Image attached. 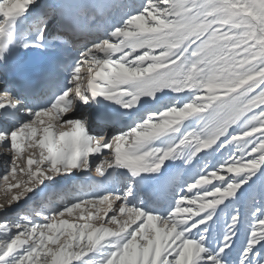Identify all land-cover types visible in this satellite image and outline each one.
<instances>
[{"label": "snow or ice", "instance_id": "6c2138e0", "mask_svg": "<svg viewBox=\"0 0 264 264\" xmlns=\"http://www.w3.org/2000/svg\"><path fill=\"white\" fill-rule=\"evenodd\" d=\"M0 155V264H264V0H0Z\"/></svg>", "mask_w": 264, "mask_h": 264}, {"label": "rangeland", "instance_id": "374dc122", "mask_svg": "<svg viewBox=\"0 0 264 264\" xmlns=\"http://www.w3.org/2000/svg\"><path fill=\"white\" fill-rule=\"evenodd\" d=\"M27 151L28 152H33V151H36V150L35 149H28ZM37 156H38V152H37ZM3 168H4V157H3V155H0V171H2ZM91 175L95 176L96 173L93 172V173H91ZM4 200H5L4 193H3V191H0V203H4ZM77 215H78V213H77ZM65 218L71 219L72 217H67L66 216Z\"/></svg>", "mask_w": 264, "mask_h": 264}, {"label": "bare ground", "instance_id": "6f19581e", "mask_svg": "<svg viewBox=\"0 0 264 264\" xmlns=\"http://www.w3.org/2000/svg\"><path fill=\"white\" fill-rule=\"evenodd\" d=\"M4 157V156H3Z\"/></svg>", "mask_w": 264, "mask_h": 264}]
</instances>
